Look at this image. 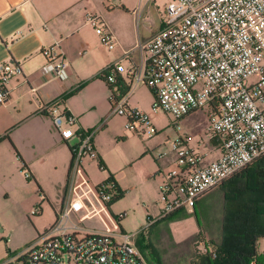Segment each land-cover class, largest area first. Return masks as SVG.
<instances>
[{
    "label": "built area",
    "instance_id": "built-area-1",
    "mask_svg": "<svg viewBox=\"0 0 264 264\" xmlns=\"http://www.w3.org/2000/svg\"><path fill=\"white\" fill-rule=\"evenodd\" d=\"M103 1L110 8L115 0ZM85 22L103 47L114 48L115 38L100 15L88 13ZM263 36L264 0H171L162 29L138 41V62L123 58L106 66L107 82L116 94L123 83L130 91L142 85L152 94L150 112L129 105L130 91L111 107L110 115L124 118L125 129L136 135L157 133L151 116L157 112L180 130L185 117L208 109V140L217 143L219 155L209 159L210 152L189 145L191 136L178 134L171 142L174 163L155 174L161 182L160 218L177 211L192 214L201 196L264 156ZM41 54L43 74L61 81L69 77V66L56 45ZM20 75L19 65L0 64V104L7 101L9 85ZM41 111L63 140H77L73 169L84 158L98 159L93 136L100 126L76 131L77 118L60 109L58 102L43 105ZM101 197L110 198L102 192ZM81 207L79 201L67 203L49 230L0 264H146L134 243L138 233L123 234L117 242L114 235L87 231L70 219ZM249 264H264V249Z\"/></svg>",
    "mask_w": 264,
    "mask_h": 264
},
{
    "label": "crops",
    "instance_id": "crops-1",
    "mask_svg": "<svg viewBox=\"0 0 264 264\" xmlns=\"http://www.w3.org/2000/svg\"><path fill=\"white\" fill-rule=\"evenodd\" d=\"M170 1L115 0L113 6L107 8L103 0H0V64L11 62L21 69V75L9 85L7 101L0 104V194L17 195L20 204L24 203V208L30 210L33 203L24 194H43L54 220L67 203L79 201L82 207L71 213V221L87 231L104 233L94 228L92 210L102 204L92 194L97 195L95 187L108 177L106 171L99 169V160L112 170L104 155V143L106 136L115 138L117 133L111 127L109 90L98 75L109 63L123 58L138 62V41H145L162 29L163 11ZM88 13L103 18L115 38L112 50L103 47L94 29L86 24ZM54 45L69 66V77L64 81L41 71L45 64L41 51ZM147 90L151 101L142 104L128 96L129 105L150 112L153 97ZM141 93L138 92V96ZM52 102H58L60 109L77 118L76 131L100 126L93 136L97 160L84 158L80 166L73 169L72 149L77 140H63L51 118L41 111L43 105ZM151 116L154 120L155 114ZM154 136L152 140L160 139ZM208 152L211 154L209 159L219 155L216 142L210 143ZM166 153V156L171 154L169 150ZM165 157L156 164L150 162L149 166H142L139 184L124 185L115 174L117 184L125 194L137 191L145 194L139 191L145 185L147 189L154 187L157 194L161 182L155 174L170 168L175 160L172 154L168 160ZM143 159H147L146 155ZM143 161L128 162L134 168ZM122 171L124 175L129 172L127 167ZM216 191L219 193L214 197L215 201L205 205L202 201ZM224 191L225 185L215 188L199 198L196 205L210 208ZM49 194L63 195L59 202L57 197ZM160 214L161 209L150 222L157 224L166 220L167 217L160 218ZM178 214L187 217L183 220L185 229L182 226L185 237L199 231L201 226L197 223L195 208L192 214L173 213L174 217Z\"/></svg>",
    "mask_w": 264,
    "mask_h": 264
},
{
    "label": "rangeland",
    "instance_id": "rangeland-1",
    "mask_svg": "<svg viewBox=\"0 0 264 264\" xmlns=\"http://www.w3.org/2000/svg\"><path fill=\"white\" fill-rule=\"evenodd\" d=\"M257 28L263 32L261 25H258ZM123 65L126 67L128 64L123 62ZM138 92H142L141 95L138 96ZM129 97L132 100H139L142 104L151 101L148 90L142 85L132 87ZM109 116L113 119L111 127L117 133V138L110 135L106 136L104 155H106L112 170L109 166H106L115 179H117L115 175L117 174L124 185L139 184L138 177L142 166L147 167L150 162L158 163L168 155L166 150H169L176 157V152L171 148V142L177 138L178 134L191 136L192 141L189 142V145L198 147L200 152L209 151L210 149L207 134L208 109L196 111L184 118L179 123L180 130H177L171 124L170 118L163 112H157L154 120H152L157 130L155 135L160 137L157 141L152 140L155 136L147 137L129 132L125 129L123 118L116 115ZM121 139H124V141H121ZM145 155L146 160L143 159ZM170 156H166L165 160H168ZM130 160L144 161L142 165L137 164L133 168L131 163L128 162ZM125 167L129 170L126 175L122 171ZM98 173L100 174L99 171ZM139 191L145 194H139L138 191L125 194L123 199L111 204L109 208L103 205L97 195L92 194L93 197L97 196L102 204L101 207L96 205L92 210L96 231L114 235L117 242L122 241L120 236L123 234L138 233L134 238V243L141 252L146 264H196L200 256L212 249L210 240L218 241L215 235L212 236L207 231V222L209 223L210 220L209 226L215 227L212 222L219 221L222 206L221 197L210 208L209 206H205V208H200L199 205L195 206L196 220L201 228L191 237H185L182 226L185 229L183 220L187 217L184 215L178 214L172 219H166L157 224L150 222V220L156 218V214L163 208L160 187L157 194L154 187L147 189L146 185L141 187ZM218 193L216 191L210 194L202 202L205 205L214 202V197ZM49 195L57 197L60 202L63 194ZM24 196H28L30 203H33L31 210L24 208V203L20 204L17 195L13 194L7 197L6 194H0V263L8 255L22 251L30 243L36 241L54 224L53 211L43 194H24ZM201 210L208 214L210 218H208V221L207 217L202 216ZM124 212H126L127 217L119 220L118 217ZM258 245L259 249L263 250L264 240H261Z\"/></svg>",
    "mask_w": 264,
    "mask_h": 264
},
{
    "label": "trees",
    "instance_id": "trees-1",
    "mask_svg": "<svg viewBox=\"0 0 264 264\" xmlns=\"http://www.w3.org/2000/svg\"><path fill=\"white\" fill-rule=\"evenodd\" d=\"M108 75L109 70L105 68L98 77L107 85L113 107V103L127 94L130 87L123 83L116 94L112 90L113 84L107 82ZM98 166L100 170L107 172L108 177L95 190L99 199L109 208L111 204L122 199L125 192L102 160H99ZM224 185L225 191L220 196V218L219 221L212 222L215 225L213 229L216 230L209 226L208 214L201 210L202 216L209 220L207 231L212 236L215 235L218 241L210 240L212 249L200 256L196 264H249L259 253V242L264 240V156L254 160L218 187ZM101 192L109 195V200H103ZM173 217L171 214L165 219ZM118 219L121 220L120 217Z\"/></svg>",
    "mask_w": 264,
    "mask_h": 264
}]
</instances>
